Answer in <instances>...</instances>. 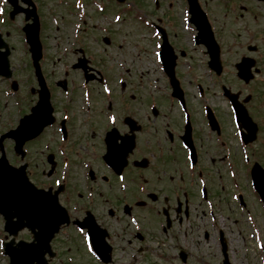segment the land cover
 <instances>
[{
  "label": "flooded vegetation",
  "instance_id": "flooded-vegetation-1",
  "mask_svg": "<svg viewBox=\"0 0 264 264\" xmlns=\"http://www.w3.org/2000/svg\"><path fill=\"white\" fill-rule=\"evenodd\" d=\"M198 1L220 45V74L208 65L197 26L190 23V32L184 31L187 0H147L143 5L135 0H0V122L6 130L38 101L32 65L37 85L31 86L29 104L23 106L22 68L16 57L23 49L30 55L25 27L39 29L40 67L54 122L25 144L26 162L38 188L59 190L71 219L53 240L55 250H66V238L74 234L76 247L86 253L83 238L96 223L112 248L108 264H154L151 255H171L169 260L176 261L182 251L189 257L214 232L216 189L230 196L224 199L228 221L233 193H241L244 184L249 187L254 163L264 166V0ZM130 7L159 30L154 45L165 38L173 47L182 103L172 95L173 101L165 95L159 101L147 96L146 102H135L134 93L143 95L139 92L147 86L143 76L135 80L128 66L126 36L121 43L113 36V17ZM244 60L251 64L249 79L237 76L236 63ZM224 85L238 94L256 123L251 143L241 140L247 128L237 124L228 96L216 91ZM165 89L171 91L170 85ZM108 116L116 117L114 125ZM9 141L13 146L6 140V150ZM14 159L22 162L17 155ZM239 200L246 205L245 196ZM94 244L102 245L91 240L93 249ZM88 257L92 261L86 264H94Z\"/></svg>",
  "mask_w": 264,
  "mask_h": 264
},
{
  "label": "rangeland",
  "instance_id": "rangeland-1",
  "mask_svg": "<svg viewBox=\"0 0 264 264\" xmlns=\"http://www.w3.org/2000/svg\"><path fill=\"white\" fill-rule=\"evenodd\" d=\"M135 1H141L142 5L146 3L147 0H135ZM142 16V14H140ZM139 14L133 13V14H125L123 15V18H121L114 27V31H117V35H113L119 38V42L121 43V37L123 35L126 36L127 41L124 43L123 48L126 47L130 49V57L129 58V64L128 66L134 70L135 73V80L138 79V77H142L145 81H149V86L147 85V90L150 93V96L157 97L161 94V88L164 84V76L162 73V70L159 66V63L155 59V56L153 54L154 51V44L153 40L150 41V34L147 30L146 25L143 24V21L141 23V20L138 19ZM103 34V33H102ZM123 43V41H122ZM17 44V43H16ZM134 44H139L140 46H145L146 50L142 51V60H137L136 58H132L133 55H135L136 48L134 47ZM96 45V44H94ZM104 46V45H101ZM21 53H18L16 57V63L21 65L22 68V84L23 89L25 92L29 93V87L30 85H37L33 72L31 67L30 59L27 56V52H25V49L20 50ZM99 56H103L104 59L106 58L104 52L101 53V51H97ZM236 59H234L235 61ZM233 61V62H234ZM116 66L119 65L118 63H114ZM57 67H60V65L57 63ZM229 75H232L230 72ZM142 92L138 95V92L134 93V100L135 102L138 101H144L146 102L148 100L147 97V90L141 89ZM130 93V92H128ZM58 97L59 94H56ZM130 98L133 99L131 94L129 95ZM137 96V97H135ZM104 100V99H103ZM28 102V101H27ZM25 105V104H24ZM23 105V106H24ZM26 106V105H25ZM3 128L2 123L0 122V129ZM263 139H264V133H263ZM7 143V145H10L7 148L9 149L10 153L8 152V155H10L14 159V153L11 152L12 148V142ZM263 148V145L261 146ZM262 159L264 161V151L262 155ZM28 160V159H27ZM244 188H246L244 186ZM247 190V189H246ZM229 199L230 196L226 194V191L221 190L220 188L216 189V193L214 195V198L217 202L216 204V214L218 217L221 218V212L223 211V199ZM219 198V199H218ZM250 207L255 210L256 208V202L253 198L249 199V193H247L245 199L247 200ZM233 208V206H232ZM238 219V222H235L233 219ZM256 222L259 229L258 234H262V239L264 241V216L258 217V220H254L252 222H249L248 220L245 221V218H242L238 212H235V215L233 216L232 213V221L226 222V233L227 238L229 240V249H230V261L231 264H264V252L263 249L260 250L258 246H255V240L251 236L252 233H254V226L250 225L249 223ZM0 225L2 226V220L0 217ZM221 225V223H219ZM30 233L28 230L21 231L17 239H25L30 240ZM62 240H65L64 237L60 238ZM75 239H72L71 244L74 249L66 248V251L62 256H67V251H70V255L74 256L76 259V262L84 263L86 264V254L81 251V249L77 248V242H74ZM65 242V241H64ZM248 242H251V244H248ZM58 245V243H57ZM248 245H251V247H248ZM63 250V247H62ZM194 254L199 257V262L197 260H191L192 264H201V257L206 258V264H222V254L220 250V246H217L215 243V236L214 232L212 233L211 237L205 241L203 244L200 243V247L197 248V250L194 251ZM61 256V254H60ZM120 256V254L118 255ZM60 258V257H59ZM151 261L154 262V264H170L167 261H161L156 255H151ZM55 262H58V260H55ZM74 262L73 258L71 263ZM0 264H8V260L5 259L0 255Z\"/></svg>",
  "mask_w": 264,
  "mask_h": 264
},
{
  "label": "water",
  "instance_id": "water-1",
  "mask_svg": "<svg viewBox=\"0 0 264 264\" xmlns=\"http://www.w3.org/2000/svg\"><path fill=\"white\" fill-rule=\"evenodd\" d=\"M35 48L33 47V50ZM168 72L174 79L173 67L168 66ZM177 86V84H176ZM178 88L176 93L178 94ZM25 127L35 129L32 133L20 141H23L37 134L39 129L30 119L25 121ZM20 143V144H21ZM2 159V160H1ZM0 159V211L7 218V227L16 234L18 229L27 226L30 229H37L35 241H21L18 246L12 243L7 245L8 253L11 256V264H46L45 254L50 252V240L61 223L66 220L65 214L52 210L51 205L58 207L57 198L37 197L34 187L25 178L24 169H11L5 158ZM264 183V180H262ZM264 188V184H263ZM54 199V200H53ZM14 217L17 220H14Z\"/></svg>",
  "mask_w": 264,
  "mask_h": 264
},
{
  "label": "snow or ice",
  "instance_id": "snow-or-ice-1",
  "mask_svg": "<svg viewBox=\"0 0 264 264\" xmlns=\"http://www.w3.org/2000/svg\"><path fill=\"white\" fill-rule=\"evenodd\" d=\"M116 21H119L120 20V17L119 16H117L116 18ZM156 47L157 48H159L160 46L159 45H156ZM162 53H155V59L157 60V61H160V60H162ZM103 92L105 93V94H108L109 93V89L107 88V87H105L104 89H103ZM85 95H87V94H85ZM109 108H111V105L109 104ZM65 119H67V117H65ZM107 120H108V122L110 123V124H115L116 123V117L115 116H108L107 117ZM121 180H123V177H121ZM56 183H57V185H59V181H56ZM35 195L37 196V197H39V196H41V193H35ZM235 198V197H234ZM51 207H52V210H54V211H59V209L58 208H56L55 207V204H53V205H51ZM84 241H85V243H87L88 242V240H89V237H87V236H85L84 238ZM89 251H91V248H89Z\"/></svg>",
  "mask_w": 264,
  "mask_h": 264
}]
</instances>
